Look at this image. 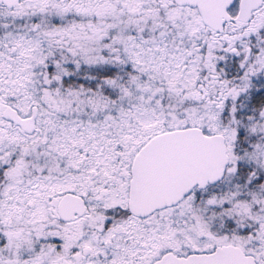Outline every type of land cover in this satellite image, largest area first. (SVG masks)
<instances>
[{
  "label": "snow or ice",
  "instance_id": "6c2138e0",
  "mask_svg": "<svg viewBox=\"0 0 264 264\" xmlns=\"http://www.w3.org/2000/svg\"><path fill=\"white\" fill-rule=\"evenodd\" d=\"M0 264H264V0H0Z\"/></svg>",
  "mask_w": 264,
  "mask_h": 264
}]
</instances>
